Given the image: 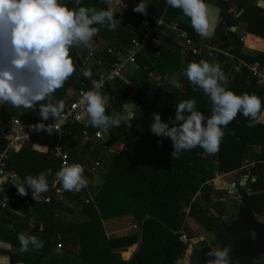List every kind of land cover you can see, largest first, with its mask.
<instances>
[{
	"label": "trees",
	"instance_id": "obj_1",
	"mask_svg": "<svg viewBox=\"0 0 264 264\" xmlns=\"http://www.w3.org/2000/svg\"><path fill=\"white\" fill-rule=\"evenodd\" d=\"M135 1L140 2V0ZM251 1L228 0V3L224 4L221 0H216L215 5L219 10L218 17L213 36L209 39L199 38L195 32L190 31L181 23L176 26L185 31L195 43L204 42L219 50L227 51L234 58L246 64L258 63L264 68V53H258L256 56L245 54L243 42L232 31L237 29L240 23L250 35V38L245 40L246 47L261 51L264 49L262 41L264 39V10L250 5ZM145 3L148 5L145 15L134 13L129 9L122 15L114 13V19L121 20L120 26L114 31H109L102 25H94L99 29L94 38L103 41L104 48H92L91 50V48L79 46L76 50L70 49L69 54L76 69L86 70L82 64L90 52H93V61L96 62L88 68L92 71L91 79H85L81 71L78 74L75 72L72 74L78 81L77 94L80 91L91 90L92 81H99L105 67L112 70V66L117 62L116 55L122 54L132 40L141 38L142 35L138 31L140 28L152 30L157 21L162 18L165 23L174 25L178 13L181 12L179 9L169 7L165 0H145ZM82 6L107 10L106 0H84ZM231 7H236L238 12L234 15L228 14ZM167 19L173 23L166 22ZM78 55L81 59H78ZM161 55L162 57L158 58L154 64L149 61L140 64L141 67L146 68L147 72L157 74L160 86L155 88L148 97H143L139 93L134 95L132 98L133 118L121 121L119 127H111L108 143L109 145L119 144L122 149L114 158L102 186L93 199L102 220L132 215L139 221V233L107 239L101 221L98 219L66 224L55 217L56 213L72 214L71 210L64 205L63 200L59 201L58 196H55L56 192L57 195L63 194L65 198H74L79 197V191H66L55 179L56 173L60 170V163L52 154L56 144V138L53 136L46 154L30 152L29 156L39 165L36 174H47L49 185V190L39 194L36 199H33L30 193L27 196L28 205L37 215L34 223H28L24 218L12 215L9 209L0 210V225H6L8 228V230L0 229V242L17 246L18 260H24L25 264H35L28 251L23 253L20 251L17 237L19 233H25L37 238L41 237L43 245L47 244L50 249H55L58 244H62L63 248L69 245L76 248L78 245L79 247L73 250L86 264H176L183 258L186 251V247L178 242V233L184 231L190 241L194 240L186 224L184 210L190 207V216L197 223L204 225L208 230L213 229L214 235L219 232L231 220L229 215L227 216L222 208L219 211L221 220L213 224L212 220L206 216V212L194 204V199L198 193H201L204 194V199L208 200L212 190V186L208 183L215 172L232 173L242 168L247 161H255L256 164L251 169L250 180L244 186L250 191L249 198L255 213L264 217V125L258 122V117L264 107V85H259L257 79L249 76L245 69L234 72L235 65L225 62L227 59L218 55L219 62H225L222 72L226 82L221 81L222 86L236 95L248 93L258 96L262 101L261 109L254 119L237 114L236 118L223 129L224 136L221 139L219 151L215 154H207L200 147H196L183 151L179 158H172L170 153L173 148L170 139H161L149 131L152 113L159 112L162 120H167L169 117L174 118L175 106L178 103L182 100L195 99L198 110L206 116L211 114L208 97L182 75V69L188 62H198L201 59L207 61L210 53L204 51V54L199 56L185 55L181 53L178 46H175L168 53L162 51ZM172 78L179 80L182 87L171 86L169 80ZM163 84L170 85V87L162 89ZM113 85V87L108 86L101 93L110 98L106 115H110L109 110L116 114L121 113L130 90L129 86L117 80ZM132 85L137 86L134 82ZM30 112L31 119L28 125L32 127L41 122L39 105ZM99 130L101 129L91 125L84 128L77 123L64 130L63 149L69 155L70 163L84 167L87 159L85 155L91 143L87 142L85 144L87 151L81 152L77 149L78 144L67 135L68 132L78 137L82 132H86L91 140ZM24 154V149H22L19 153L11 155L7 168L9 172L17 171L15 163ZM202 165L206 173L200 171ZM56 182V192H54L52 186ZM232 194V197L236 196L235 185L232 187ZM1 198H3L2 195H0ZM47 198H50V203H45ZM233 203L232 200L231 204ZM212 208L218 211L217 207L212 206ZM39 225L43 226V231L40 233ZM57 237L61 240L58 241ZM135 244H138V248L128 261L121 260L119 253L115 252L117 249L125 250ZM30 248L33 249L31 245H29V250ZM0 253L5 252L0 251ZM11 260L15 261V256H11Z\"/></svg>",
	"mask_w": 264,
	"mask_h": 264
},
{
	"label": "clouds",
	"instance_id": "obj_2",
	"mask_svg": "<svg viewBox=\"0 0 264 264\" xmlns=\"http://www.w3.org/2000/svg\"><path fill=\"white\" fill-rule=\"evenodd\" d=\"M84 0H0V106L34 108L39 105L41 122L32 126L36 133L50 134V125L43 121L60 120L64 102L51 99L52 94L63 87L64 82L76 71L70 57V49L88 46L99 29L94 25L114 31L121 20L105 9L82 6ZM166 4L179 9L190 20L193 31L201 36L209 35L217 22L205 0H165ZM71 5V6H70ZM148 5L140 0L132 11L145 15ZM161 24L163 21L160 22ZM172 27H175L173 25ZM85 79H91L90 69L81 70ZM182 75L202 90L211 105V114L197 109L195 99L182 100L175 106L174 118L162 120L159 112L152 113L149 131L161 139H170L172 158H179L183 151L200 147L207 154L219 151L223 129L237 116L254 119L262 101L252 94L236 95L222 86L224 74L221 66L206 60L190 61L182 69ZM167 79V78H166ZM171 86L180 88L179 80H169ZM102 81H92V89L84 91L78 101L84 107L89 124L94 128L119 127L121 115H106L109 97L101 94ZM125 106L132 105L125 103ZM134 106V105H133ZM134 113L129 112L128 116ZM80 164H65L55 179L66 191H80L87 186ZM21 197L29 195L36 199L47 192V174L26 176L15 185ZM27 189V191H26ZM20 251L27 252L29 245L35 250L43 247L36 236L19 233ZM227 250L217 253L216 264H226Z\"/></svg>",
	"mask_w": 264,
	"mask_h": 264
},
{
	"label": "crops",
	"instance_id": "obj_3",
	"mask_svg": "<svg viewBox=\"0 0 264 264\" xmlns=\"http://www.w3.org/2000/svg\"><path fill=\"white\" fill-rule=\"evenodd\" d=\"M113 1L106 0L107 10L110 11L112 14L116 13L118 15H121L122 12L120 11V3L115 2L114 5L117 7L116 10L110 8L109 3ZM257 1V4L262 6V10H264V0H255ZM205 2L210 6L212 14L217 18L218 17V8L215 5L214 0H205ZM238 12V10H237ZM175 21L178 23H181L184 25V27L188 28L190 31L194 32L191 25L189 18L185 17L182 12L178 13V16L176 17ZM167 24V23H166ZM216 24V23H215ZM169 25V24H167ZM173 26V25H172ZM239 23V26L237 29H234L235 33H238L239 29L243 30V27H241ZM215 25L212 29L209 31V35L206 37H201L203 39H209L213 36ZM148 29H144L143 32H148ZM174 33L168 30L162 31V33L159 35L158 40L159 44L156 47L149 48L148 50L141 53L136 61L135 64L128 66L127 69H125L119 77L116 79L119 82H122L130 87L129 94L127 98L124 101L125 103H129L132 105L125 106L123 104V110L120 114H116L112 112V110H109V113L111 116H121L124 115L127 117V119L122 121L131 120L133 116H128L129 112L133 113L134 110V104H133V96L136 94H141L143 97H148L150 93L157 87L160 86V80L157 77V74L155 72H147L145 67H141V63L143 62H151L154 64V62L162 57L161 52L168 53L170 52L177 44L174 41ZM253 38H256L255 36H252ZM241 39V38H239ZM244 41V40H243ZM264 42V39H262ZM245 42V41H244ZM244 44V53L249 56H256L258 53H264V49L258 50V49H252L245 47ZM204 43V42H203ZM103 41L95 40V38H92V41L90 42V45L83 47L96 48L101 49L104 48L105 45H103ZM78 47L71 48L72 50H76ZM156 53H159V57H156ZM252 53H256L253 55ZM78 59H81V56H77ZM211 64H216L214 60L213 54H210L208 60ZM92 64H88V63ZM96 62L92 60H87V58L84 60L82 67L84 69H88L89 67L95 65ZM233 63L236 66L235 62ZM219 64V63H218ZM106 68V67H105ZM103 69L105 72L101 73L100 76H106L110 70ZM262 68V67H261ZM83 70V69H82ZM81 71V69H76L75 73L78 74ZM264 71V68H263ZM75 74V75H76ZM136 83L137 86H133L132 84ZM167 84V83H166ZM163 84L161 86L162 89H167L170 87V85ZM114 85H112L113 87ZM77 87H78V81L74 79V77L71 75L63 84V87L57 89L53 94L51 99L55 101L62 100L64 102L65 107L68 106L74 99L77 97ZM37 106V105H36ZM35 106V107H36ZM33 108H24V107H14L10 104H6L4 106H0V122H4L6 119L10 118H18L20 120H25L28 116L31 115V110ZM84 123H78L80 126L87 128L90 126L88 122V117L86 114L82 116ZM260 120L262 121V125H264V111L259 116ZM260 121V122H261ZM109 133L111 135V127L108 128ZM64 135V134H63ZM69 136H71L72 140L75 141L78 146L77 149L81 152L87 151L85 148V144L91 143V146L89 147L86 159V164L83 167V177L87 181V186L82 188L78 194L79 197L74 198H65L63 195H61L62 200L64 202V205L68 207L69 210H71L72 214L70 213H57V218L63 221L66 224H71L74 222H81V221H91L98 219L101 221L105 236L107 239H115V238H121V237H127L131 234H135L136 232L139 233V221L136 220L132 215L128 216H122L117 218H109L106 220H102L101 216L98 212V209L94 205V197L96 193L98 192V189L102 186L103 180L107 173L109 172L113 160L116 157V155L121 151L122 146L119 144L109 145L108 143V137H105L103 139H95L92 138L91 140L88 138V135L86 132H82L81 136H77L76 134H73L72 132H68ZM52 135L50 134H42L40 136H37L33 138V142H30L25 148H24V155L21 157L17 162L15 163V166L17 167V171L10 172L12 175H14L13 182L8 185L4 191L2 192L3 198L7 201L9 210L11 211V214L17 217L24 218L28 223H34L36 212L28 205L27 202V196L21 197L17 194V190L15 185L20 183L22 181V178H25L28 175L36 176L37 170L39 169V165L36 161L33 159H30V152H35L37 154H46L49 151V147L51 145L52 141ZM90 140V141H89ZM32 141V140H31ZM85 163V162H84ZM83 163V164H84ZM97 163L98 167L96 168V171L92 172V166ZM73 164V163H71ZM22 176V178H21ZM27 191V189H26ZM55 196L59 197L60 195L55 194ZM57 197V198H58ZM21 207V209L19 208ZM188 226H190L188 224ZM4 228V230H8L7 226L0 225V229ZM62 245V244H60ZM68 247V246H67ZM63 248L64 251L68 252L69 255L76 254L75 246L69 245L68 248ZM79 246L77 245L75 249H77ZM62 248V247H61ZM138 248V244H135L125 250L123 249H117L115 250L116 253H119L121 260L128 261L132 255L136 252ZM56 249H58L56 247ZM60 250V249H59ZM0 251H4L5 253H0V264H25L24 260L17 259L18 254V248L13 244L0 242ZM62 251V250H61ZM68 254L65 255V257L62 259L63 263L65 264H73L71 261H67L69 259ZM129 254V257L126 258L125 256ZM11 256H15L16 260L12 262ZM38 264H41L39 261ZM59 264V262L57 263Z\"/></svg>",
	"mask_w": 264,
	"mask_h": 264
},
{
	"label": "built area",
	"instance_id": "obj_4",
	"mask_svg": "<svg viewBox=\"0 0 264 264\" xmlns=\"http://www.w3.org/2000/svg\"><path fill=\"white\" fill-rule=\"evenodd\" d=\"M224 4L228 3V0H221ZM229 14L237 13L232 7L228 10ZM163 21L161 24L160 22ZM145 28H140L138 31L141 33V38L132 40L130 45L125 48L122 54H117V62L112 66V70L106 76H100L99 81L103 82V87L100 90L103 93L108 86L113 85L114 81L119 77V75L127 69L128 66L135 64L136 58L148 50L149 48L156 47L159 43L158 37L164 30L171 31L174 33V41L177 46L180 48L182 54H191L193 56L203 55L204 51H207L210 54H218L222 57L229 59L230 62H235L236 66H234L233 71L239 72L241 69H245L249 76L257 79L261 77V68L258 63L246 64L240 59L234 58L227 51L219 50L216 47L209 46L208 44L199 42L195 43L192 39L189 38L188 34L185 31L180 30L172 25H167L165 21L162 19L158 20L156 26L144 33L143 30ZM241 42H244L243 39H240ZM111 52V51H109ZM160 55L156 53V57L158 58ZM94 58L93 52H90L87 60H91ZM83 91L78 92L76 100L72 101L68 106L64 108V113L60 120H52L51 118L48 121H44L46 125H50L51 131L50 135L55 136L56 144L52 150L53 157L56 158L60 163L61 167L67 162V164H71L69 160V155L63 149V132L66 128L71 126L74 123H84L82 116L85 113L84 107L78 104L81 94ZM31 116H28L25 120H20L18 118H10L7 121L0 122V195L4 189L10 185L14 180V175H12L8 171V162L11 155L19 153L22 149H24L28 144H30L31 140L37 136L45 134L47 132L36 133L32 127L28 125ZM48 134V133H47ZM105 137L110 138V133L108 128L101 129L95 134V139H103ZM255 161H247L242 168L232 173H220L215 172L213 174L212 179L209 181L208 185L212 186V190L209 194V200L211 206H215L217 208L224 207L231 203L232 199V187L228 185V181L232 180L234 185L237 183H241L244 185L251 178V169L255 167ZM98 164L95 163L92 166L91 171H96ZM57 182L52 186L54 192H56ZM30 195L31 192L29 191ZM56 194H58L56 192ZM58 197L59 201L62 200V197ZM50 198L45 200V203H50ZM233 207V206H232ZM231 207V211H232ZM8 204L4 198L0 199V210L7 211ZM189 211H186L185 214ZM185 212V211H184ZM188 213V214H189ZM227 213H230L229 211ZM57 218V213L55 215ZM188 218L186 217L187 221ZM39 233L43 231V226L39 225L38 227ZM57 240L60 241L61 238L57 237ZM178 242L184 247H188L191 242L187 237L184 231H180L178 233ZM57 248H61V245L58 244Z\"/></svg>",
	"mask_w": 264,
	"mask_h": 264
},
{
	"label": "water",
	"instance_id": "obj_5",
	"mask_svg": "<svg viewBox=\"0 0 264 264\" xmlns=\"http://www.w3.org/2000/svg\"><path fill=\"white\" fill-rule=\"evenodd\" d=\"M235 190L232 219L213 233L211 243L191 241L176 264H216L217 253L223 250H227L226 264H264V217L255 213L247 187L237 183Z\"/></svg>",
	"mask_w": 264,
	"mask_h": 264
},
{
	"label": "rangeland",
	"instance_id": "obj_6",
	"mask_svg": "<svg viewBox=\"0 0 264 264\" xmlns=\"http://www.w3.org/2000/svg\"><path fill=\"white\" fill-rule=\"evenodd\" d=\"M110 0H108L109 2ZM216 1V0H214ZM115 2H119L120 3V11L122 12V14L126 11V10H132L133 7L138 4L135 0H113L109 3V6L110 8L116 10L117 7H115L114 3ZM254 5L256 7H259L260 9H262V6L257 4V1L255 0H252L250 2V5ZM236 12H237V9L236 7H232ZM114 14V13H113ZM121 14V15H122ZM229 14V13H228ZM230 15H234L233 13L230 14ZM166 22H169V23H173V22H170L169 19L166 20ZM175 24L174 25H177V21H174ZM238 35L239 38L243 39L244 41L247 39V38H250V35H248L245 31V29L243 28L242 29H239L238 33H236ZM100 41V40H98ZM245 43V42H244ZM246 47V45H245ZM217 48V47H216ZM249 48V47H247ZM253 55H255L256 53H252ZM214 60L215 62L219 63V65L221 66V69H222V66L225 64V62H229L230 60L228 59L227 61L225 62H222L220 63L219 62V56L218 54H214ZM226 59V58H225ZM216 63V64H217ZM88 64H92V63H88ZM261 68V67H260ZM105 71L103 70L102 73H104ZM261 77L260 78H257V83L259 85H264V71H263V67L261 68ZM225 77V76H224ZM226 82L225 81V78L224 80L222 81V83ZM264 111V107L261 111V113ZM260 113V114H261ZM260 116V115H259ZM260 118L258 117V122L259 123H262V121L260 122ZM255 151H258L257 148H254ZM202 159L203 156H202ZM205 168L204 165L201 166L200 168V171L202 172H205ZM207 170V169H206ZM206 173V172H205ZM228 185H230L231 187H233L234 185V182L232 180H229L228 181ZM211 192V191H210ZM204 195V194H203ZM201 193H198V195L195 197L194 199V204L199 207L201 210L205 211L206 212V216L208 218H210L213 222V224H215L216 222L220 221L221 220V215L219 213V211L223 208L225 210V213H227L228 211L230 213H227V216L232 219L233 217V213H234V207H232V211H231V203H228V205L224 206V207H221V208H218V211L215 210L214 208H212L211 206V203H210V200H209V197H208V200H205L204 199V196H203ZM234 205V203L232 204ZM190 207H187L184 211L186 213V211H189ZM189 213V212H188ZM186 214V217L188 218V220L186 221V224L188 226V224L190 226H188V228L190 229V232H191V235L193 236L194 240L192 241H199L200 239H203L204 241H206L207 243H211L212 242V236H213V232L212 230L213 229H209L206 228L204 225L202 224H199L197 223L191 216H190V213L189 214ZM225 215V214H224ZM224 215L222 216L224 218ZM226 216V215H225ZM39 240H41V237H38ZM62 247V246H61ZM60 249V250H59ZM62 250V251H61ZM28 254L29 256H31V258H33L35 264L39 263V261L41 262V264H57L59 262V264H65L63 263L62 259L65 257V255L68 254V252L64 251L63 247L62 248H58V249H50L47 244H44L42 248H40L38 251L36 250H33L30 248V250H28ZM185 255V253H184ZM183 255V257H184ZM68 257L69 259L67 261H71L73 262V264H86V262L84 260H82L81 258H79L77 256V254H72L69 255L68 254Z\"/></svg>",
	"mask_w": 264,
	"mask_h": 264
},
{
	"label": "bare ground",
	"instance_id": "obj_7",
	"mask_svg": "<svg viewBox=\"0 0 264 264\" xmlns=\"http://www.w3.org/2000/svg\"><path fill=\"white\" fill-rule=\"evenodd\" d=\"M125 255H126V254H125ZM125 257L128 258V257H129V254H127Z\"/></svg>",
	"mask_w": 264,
	"mask_h": 264
},
{
	"label": "flooded vegetation",
	"instance_id": "obj_8",
	"mask_svg": "<svg viewBox=\"0 0 264 264\" xmlns=\"http://www.w3.org/2000/svg\"><path fill=\"white\" fill-rule=\"evenodd\" d=\"M236 195H237V192H236ZM232 206L234 207V206H235V203H234V205L231 204V207H232Z\"/></svg>",
	"mask_w": 264,
	"mask_h": 264
}]
</instances>
